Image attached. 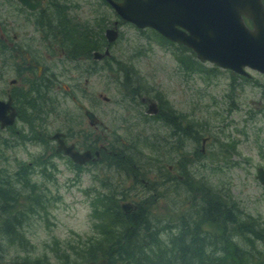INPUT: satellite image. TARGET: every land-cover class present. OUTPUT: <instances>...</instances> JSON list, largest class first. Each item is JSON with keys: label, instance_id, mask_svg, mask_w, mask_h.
<instances>
[{"label": "rangeland", "instance_id": "1", "mask_svg": "<svg viewBox=\"0 0 264 264\" xmlns=\"http://www.w3.org/2000/svg\"><path fill=\"white\" fill-rule=\"evenodd\" d=\"M61 5L64 9H55V14L65 10V15L61 13L66 16V29L72 24L82 35L91 31L98 50L108 47L110 57L99 61L97 75L89 77L85 86L84 68L64 62L58 52L51 55L47 73L56 82L47 96L56 109L47 116V132L66 131L69 140L83 147L84 136L91 132L83 119L76 125L81 113L74 96L91 103L102 123L92 132L98 146L124 151L127 162L117 165L109 159L110 164L106 152L93 170L77 169L64 155L55 157L50 144L14 135V124L0 129V177L12 184L14 193L9 196H31L24 207L13 202L14 213L25 214L21 213V223L14 224V235L0 242V264H88L92 253L97 254L94 259L102 257L109 248L98 250L106 221L101 218L104 207L99 200L109 198L105 194L110 192H115L119 205L124 201L140 205L138 218L148 222L155 240L150 242L162 248L171 246L175 235L195 223L208 245L219 242L226 217L222 214L224 218L216 223L205 219L208 215L203 211L212 201L226 214H237L225 226L238 228L235 241L246 248L249 260L251 254L252 263L264 264V186L256 178V169L264 168V73L247 68L250 76L246 77L201 62L190 49L155 30L138 29L119 19L104 0H61ZM115 20L119 21L118 36L107 44L105 31ZM61 46L67 48L65 43ZM128 66L139 72L143 95L165 98L175 114H183L184 126L188 121L192 124L191 140L185 137L175 149L166 139L172 136L170 125L157 117H132L126 101L131 87L113 80L116 74L122 78L118 70ZM13 76L4 74L0 95L7 88L14 90L8 81ZM58 83H67L70 92L57 88ZM24 87L28 90L30 84ZM64 113L71 115V122L63 123ZM27 165L24 174L20 170ZM168 165L174 167L172 173ZM240 259L236 264L246 262Z\"/></svg>", "mask_w": 264, "mask_h": 264}, {"label": "flooded vegetation", "instance_id": "2", "mask_svg": "<svg viewBox=\"0 0 264 264\" xmlns=\"http://www.w3.org/2000/svg\"><path fill=\"white\" fill-rule=\"evenodd\" d=\"M104 1L117 14L107 0ZM55 9H64V6L61 5V0H0V82L2 81L4 74H15V77L13 76L8 80L9 84L14 86V90L7 88L5 93L0 95V100L7 101L11 98V103L15 111L13 123L14 135L25 137L23 141H31L34 138V140L37 139L36 141L38 142L45 144L48 143L51 147L55 148L52 150L55 157L57 154L64 155L69 158L75 168H88L93 170L101 157V151H105L113 156L118 155L120 157H126L125 152L123 151L124 153L120 154L121 151L107 150L106 146H98L97 137L94 136L92 132L93 130H97L98 126L102 123H100L91 103L88 105L77 101V98L74 96L72 97V100L78 111L81 113V117L78 114L76 125L80 126L83 119L87 122V126L91 132L90 136H88V134L84 136L83 147H79L81 143L78 144L75 141L69 140L66 131L55 130L51 135L47 132V126L49 125L47 122V116L56 109L54 106L55 102L50 100L47 94L51 92V85L53 82L55 83L56 80L48 77L46 65L49 62L51 55L58 52L60 56L65 58L64 62H72L74 68H79L81 71L84 68L86 72L85 74L88 75V77H85L84 79L85 86H87L90 82L88 78L97 75L99 61L108 59L110 57V51L108 47H105L103 51L98 50L97 44H95L96 36H94L91 31L86 30L84 35H82L81 32H77V30L74 29L72 24H70L72 27L69 26L68 29H66L67 23L66 16H64L65 10H61L64 14L63 15L58 11L55 14ZM119 19L123 20L120 16ZM244 20L250 27L251 22L245 18ZM123 21L128 22L125 20ZM118 25L119 21L115 20L113 26L106 29H114L118 36ZM146 28L150 27L138 29ZM72 30L73 33H70ZM105 38L107 44L116 40L114 39L110 41L106 37V34ZM61 43H63V45L65 43L67 48L62 47ZM173 43L180 44L177 42ZM180 45L184 46L183 44ZM58 46L62 48H51ZM115 67H120V65H115ZM110 71L112 72V68ZM118 72L123 73L122 78H120L121 75L118 74L114 77L115 73L111 76L114 77L113 80L116 83L120 80L122 83L125 82V86L131 87L130 96L126 98V101L127 109L132 113L133 118L137 115L144 118L157 117L158 121L163 125L167 127L170 125L172 136H167L166 139L172 141L174 145L173 148L175 149L177 148L178 143L181 145L184 143L185 137L187 141L191 140V132L193 130L192 124L188 121L186 126H184L181 122V119L184 118L183 114L182 116L175 114L172 107H169L164 101L165 98H160L158 95H156L155 98L143 95L145 92L138 84L140 76L137 70L132 66H128L123 70L119 69ZM29 84L30 89L25 90L24 86H28ZM0 86L2 85L0 84ZM56 86L57 88L61 86L63 89L62 91L65 93L70 92L71 89L67 83H58ZM107 99L104 98L106 101ZM87 101H90L89 97L87 98ZM152 104L154 105L152 106ZM151 108L153 111L148 112ZM87 112L93 113L98 120L91 121L87 116ZM64 114L65 118H63V123L71 122V115L68 116V114ZM190 117V115L187 116V118ZM20 122L23 124V127L18 126ZM17 127L21 129H18ZM0 129L2 128L0 127ZM179 135L182 136L181 142L178 140ZM80 137H82V134H80ZM60 140L66 146L73 145L74 149L80 153L87 150L90 151V158L84 163L74 162L69 155L64 153L63 150L58 151L57 148L60 144ZM52 143H54L53 146ZM167 146L169 145L167 144ZM50 150L51 149H49V152ZM97 151L98 154H96ZM173 170L174 167L172 165L167 166L168 173H172ZM132 175L133 178L136 177L135 173ZM180 177L182 176L178 175V178ZM141 181L147 183L144 180ZM135 205H137V208L130 211L129 214L139 209L140 205Z\"/></svg>", "mask_w": 264, "mask_h": 264}, {"label": "water", "instance_id": "3", "mask_svg": "<svg viewBox=\"0 0 264 264\" xmlns=\"http://www.w3.org/2000/svg\"><path fill=\"white\" fill-rule=\"evenodd\" d=\"M117 14L138 28L150 27L166 39L191 49L198 60L210 62L237 74L250 76L248 69L264 73V2L263 0H107ZM245 19L251 22L249 27ZM106 37L117 38L114 29H106ZM107 99V98H105ZM154 104H152L153 106ZM149 110L148 112H152ZM91 121L98 120L87 112ZM11 98L0 100V127L14 123ZM63 150L76 163H84L90 151H76L60 140ZM98 154V151L96 152ZM256 178L264 186V168L256 169ZM129 213L137 208L122 202ZM88 264H108L107 258Z\"/></svg>", "mask_w": 264, "mask_h": 264}, {"label": "trees", "instance_id": "4", "mask_svg": "<svg viewBox=\"0 0 264 264\" xmlns=\"http://www.w3.org/2000/svg\"><path fill=\"white\" fill-rule=\"evenodd\" d=\"M138 145L139 142L134 146ZM104 153L106 154L105 151H101V154ZM122 153L124 152L121 151L120 154ZM105 158H107V162L110 163L113 160L116 164L118 163L117 165L127 162L126 157L118 155L107 154ZM27 170L28 165L25 168H21L20 171L26 174ZM23 176H21L20 180ZM10 192L14 193L12 184L0 177V242L14 235V224L16 222L21 223L25 214V212L20 211V213H14L13 202L19 207H24L27 201L29 203L31 200V196H9ZM115 195V192H110L107 195L105 194V196H110L109 198L100 196L99 201L104 207L101 211L104 213L101 218L104 221L106 220L107 224L105 221V226L101 228L103 240L98 242V250H102L104 247L109 249L101 253L102 257L97 259L107 258L108 264H222V260H225L224 263L227 264H236L235 261L243 260L240 259L243 257L246 260L244 264H257L256 261L252 263L251 254L249 260L248 253L244 250L246 248L240 247L238 242L235 241L238 228L227 229V226H225L226 223L233 222L237 214L230 215L229 212L226 214L227 211L222 210L221 207L219 210V207L212 205V201L209 202L203 211L208 215L205 216V219L209 220L210 223H216L224 216L226 217L225 224L221 229L222 238L219 242L214 245H208L209 242L205 241L206 237L200 230V225L195 223L193 228L189 227V230H182L172 238L170 242L172 247L165 246L162 248L160 244L150 242L155 240L151 232H149L148 222L138 218L141 211L138 209L130 214L125 213L117 203ZM39 202L41 201L39 200ZM96 212H99L97 208ZM222 214H224L223 217H221ZM215 246H219V248L216 249ZM218 250L220 253L219 257L216 255ZM96 255L95 252L91 254L92 260H97L94 259Z\"/></svg>", "mask_w": 264, "mask_h": 264}]
</instances>
